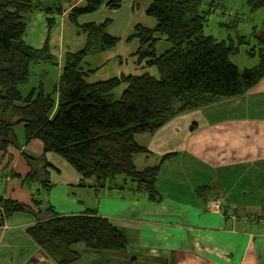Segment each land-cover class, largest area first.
<instances>
[{
    "label": "trees",
    "instance_id": "trees-1",
    "mask_svg": "<svg viewBox=\"0 0 264 264\" xmlns=\"http://www.w3.org/2000/svg\"><path fill=\"white\" fill-rule=\"evenodd\" d=\"M147 1L145 15L155 26L134 25L133 34L125 41H137L136 63L155 69L157 77L148 73L121 75L90 83L89 76L98 68L91 69L87 60L113 50L120 39L106 34L109 20L81 26L77 20L95 13L105 0H0L1 170L14 163V153L20 148L13 129L21 126L25 142L39 141L42 155L60 157L81 177L80 187H86L88 181V187L96 191H127L147 202L161 201L154 184L161 164L170 155L138 171L133 158L149 152L135 137L152 136L178 116L242 97L256 87L264 79V40H258L262 45L257 51L247 53L249 58L256 57L257 65L238 70L230 62L237 48L229 37L217 41L205 34L206 15L211 12L199 10L201 0ZM241 1L251 11L264 9V0ZM118 6L117 0L107 4L110 10ZM35 11L62 16L76 34L84 35L85 46L76 52L65 49L61 54L60 75L51 92L46 93L39 83L23 96L20 88L28 84L34 66H57L47 43L37 50L23 43L27 18ZM53 23L48 19L47 28ZM161 40L169 48L157 55L156 45ZM121 85L125 87L116 99L114 91ZM25 157L33 167L35 161ZM46 167L43 163L39 170L34 168L21 183L34 181L35 174ZM11 178L20 181L15 173ZM40 185L47 196V179ZM40 190L31 195L29 205L0 194V228L14 214L33 216L35 224L25 235L53 264H77L80 255L73 250L76 246L114 256L115 260L126 255V237L107 219L94 210L74 216H58L49 206L43 210ZM42 212L49 218L41 219Z\"/></svg>",
    "mask_w": 264,
    "mask_h": 264
},
{
    "label": "crops",
    "instance_id": "crops-1",
    "mask_svg": "<svg viewBox=\"0 0 264 264\" xmlns=\"http://www.w3.org/2000/svg\"><path fill=\"white\" fill-rule=\"evenodd\" d=\"M110 1L105 0L95 13L79 17L78 25H100L109 20L106 34L123 38L129 18L123 19L122 7L133 9L139 0H117V10L107 7ZM215 5L227 10L221 0H210L207 10L214 17L227 15L217 13ZM48 19L54 21L50 29ZM218 25L228 29L232 22L228 28L222 22ZM65 30L62 16L39 11L28 16L24 45L37 50L47 43L57 66H34L28 84L20 88L23 96L39 83L46 93L56 85L60 57L66 49ZM138 138L142 142L136 143L149 152L140 155L142 160H137L140 156L133 158L140 161L138 171L170 155L161 164L154 184L159 203L127 191H96L88 187V181L86 187H80L81 177L67 163L52 153L44 154L50 159L40 173L48 181L42 209L49 206L58 216L94 210L127 239L126 255L118 260L73 247L80 255L77 264H264V79L242 97L185 113L152 136L139 135L135 141ZM21 145L26 149L29 143L24 139L19 148ZM20 152L21 148L16 154ZM20 157L21 153L0 176V194L17 201L22 195L13 186L17 179L11 175ZM216 199L219 211L208 210L207 204ZM39 217L47 219L49 214L42 212ZM35 221L29 214H14L4 222L0 228V264H53L25 235Z\"/></svg>",
    "mask_w": 264,
    "mask_h": 264
},
{
    "label": "rangeland",
    "instance_id": "rangeland-1",
    "mask_svg": "<svg viewBox=\"0 0 264 264\" xmlns=\"http://www.w3.org/2000/svg\"><path fill=\"white\" fill-rule=\"evenodd\" d=\"M221 1L224 3V6L226 7L227 11L231 12V15H223L219 18L214 17L212 14L206 15L207 22L204 29L205 34L214 37L217 41H225L229 37V39L234 43L237 48V53L230 58V62L238 70L251 69L257 65V59L256 57L249 58L247 53H252L253 49L257 51L262 45L258 42V40H264V9L259 11H251L243 4L241 0ZM137 3L133 5V9L127 8L126 5L122 7L121 12H123L122 14H125L123 19L129 18V29L122 36L123 38L120 39L116 47L113 50L100 54L98 56H91L87 60V63L90 64V67H92L91 69L98 68L95 74L89 76L88 82L96 83L106 81L112 78H117L121 75L138 76L144 73H148L151 76L157 77L155 69H146L143 65H139L136 63V57H134L133 54L138 48L137 41H125L127 37L133 34L132 28L134 25H140L145 28H153L155 26L154 20L145 15V10L148 6V1L139 0ZM209 3L210 0H201L199 10L206 13ZM220 22L225 23L227 28L228 24H230L231 22L232 25H230L229 28L226 29L224 27H219L218 23ZM240 38H243V44H240ZM63 40L65 48L69 49L72 52L79 51L85 46L84 35L76 34V31L73 29V27L68 24H66V30L64 32ZM168 48L169 45L167 43H165L163 40L159 41L156 45L157 55L162 54ZM53 75L54 72L51 73V79L53 78ZM31 81H33V79H31ZM124 87V85H121L114 91V98L117 99L119 97ZM15 128L17 143L24 144V135L22 127L18 126ZM136 142H138L140 145L142 141L140 138H138ZM20 148L22 149V152H24V156L20 157V161L16 169L14 170V173L20 176V181L16 180L13 183V186H16V191L18 192V194L22 195L19 198V201L29 205L31 195L38 194L36 192L40 190V183L43 181V179H46V177L41 175L40 173H36L34 181H24L23 183L21 182L23 181L25 176L31 171L35 172V169L37 167L41 168L43 163L49 161L50 157H45V155H42V146L40 142L36 140L29 142V145L28 147H26V149L23 145H21ZM27 148H30V150H28ZM20 153H14V158L16 159L17 155L20 156ZM25 156L30 157L35 161L33 167V164L27 163V158ZM51 156L59 158L54 154H51ZM137 158H139L137 160L143 159L142 156ZM137 160L135 161L134 159L133 161L136 169L139 168L140 162ZM4 163L5 162H2V164ZM13 164L14 163H12L11 166ZM1 167L0 176L3 175L2 173H6L8 171V169L2 171ZM51 180H53V176H51V179H49V181ZM40 195V197L44 199L43 201H46L47 196H44V192H42V190H40ZM13 197L17 198L15 196Z\"/></svg>",
    "mask_w": 264,
    "mask_h": 264
},
{
    "label": "built area",
    "instance_id": "built-area-1",
    "mask_svg": "<svg viewBox=\"0 0 264 264\" xmlns=\"http://www.w3.org/2000/svg\"><path fill=\"white\" fill-rule=\"evenodd\" d=\"M217 13H220V14H227V15H231V12L227 11V10H223L222 8L221 9H216ZM207 209L208 210H212V211H219L220 209V202L218 199L216 200H213L212 202H209L207 204Z\"/></svg>",
    "mask_w": 264,
    "mask_h": 264
}]
</instances>
